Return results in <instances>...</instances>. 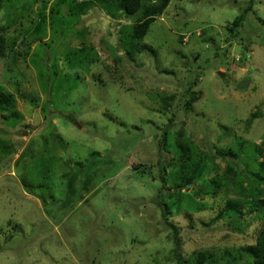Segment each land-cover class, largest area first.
I'll use <instances>...</instances> for the list:
<instances>
[{
    "label": "rangeland",
    "instance_id": "obj_1",
    "mask_svg": "<svg viewBox=\"0 0 264 264\" xmlns=\"http://www.w3.org/2000/svg\"><path fill=\"white\" fill-rule=\"evenodd\" d=\"M82 1H1L0 92L14 101L0 111V264H176L160 194L189 263L255 243L253 215L215 219L236 194L214 151L241 139L264 157V0H170L131 59L118 36L132 18L99 0L80 14ZM154 93L173 95L169 111ZM177 138L203 158L181 190Z\"/></svg>",
    "mask_w": 264,
    "mask_h": 264
},
{
    "label": "trees",
    "instance_id": "obj_2",
    "mask_svg": "<svg viewBox=\"0 0 264 264\" xmlns=\"http://www.w3.org/2000/svg\"><path fill=\"white\" fill-rule=\"evenodd\" d=\"M0 0V5H1ZM103 4L104 8L110 16L116 17L118 13L123 14L127 18H132V22L121 25L122 34L120 38L123 52L127 55L128 59H131L134 54L141 53L148 50V45L143 43L142 40L147 33L150 24L153 20L162 14L169 4L170 0H99ZM92 5V0H84L78 5V12L83 14L86 9ZM243 20V15H237L233 21L226 26L230 33L240 25ZM123 26V27H122ZM6 50V46L3 38L0 37V56H3ZM115 60L119 62L123 60L120 56ZM153 99H159L161 101V108L166 112L169 111L173 95H162L160 93H154L150 95ZM198 99V95L191 92L190 97L185 102V107L190 109L193 102ZM14 98L9 93L0 92V111H7L13 106ZM156 102V100H154ZM168 130L169 126H164L160 131L158 137V144L162 148L171 150L168 144ZM246 146L247 149H246ZM175 148L179 151V156L173 158L178 160L175 170V188L181 190L185 184H191L194 182L196 173L199 170L203 162V158L198 155L189 141L185 139H175ZM173 149V148H172ZM246 150V154L243 159L242 169L235 170L233 168V160H241L242 152ZM215 154L223 160H227V167L225 173L232 174V191L236 194V197L227 199L217 213L218 216L215 219L225 220V224L230 226H238V223L245 222L246 216L253 215L260 220L261 228L258 231L257 239L255 243L239 246L236 249H227L222 253L199 251L195 255L192 264H218L217 261L223 260L226 264H264V157L259 159L261 149L254 143H247L245 140L237 139L235 146L225 147L221 149H215ZM231 160V161H229ZM252 160V164L250 163ZM140 163L136 165V168ZM150 165H142L141 171L150 169ZM161 170H164L162 167ZM163 177V176H162ZM226 174L224 179H226ZM223 179V183L226 181ZM164 182V181H163ZM164 186V183H162ZM204 193H214L215 186L209 183L206 188L201 189ZM161 201L157 204L162 208V218L169 226L172 233L174 260L176 264H191L184 259L180 253L179 244L180 237L178 230L174 225L168 221L167 216L169 211L167 209V203L164 201L163 195H159ZM221 262V261H220ZM224 264V263H223Z\"/></svg>",
    "mask_w": 264,
    "mask_h": 264
}]
</instances>
